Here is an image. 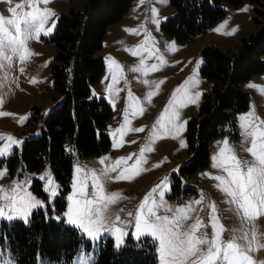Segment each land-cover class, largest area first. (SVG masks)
<instances>
[{
    "label": "rangeland",
    "instance_id": "1",
    "mask_svg": "<svg viewBox=\"0 0 264 264\" xmlns=\"http://www.w3.org/2000/svg\"><path fill=\"white\" fill-rule=\"evenodd\" d=\"M86 1L0 0V17L20 21L22 32L25 13L37 16V24L43 20L39 33L25 41L26 59L21 61L8 48L3 53L11 60L0 59V151L11 153L0 157V199L8 204L11 196H23L24 202L32 205L27 222H0V249L5 260L12 258L9 264L18 262L2 240L3 225L28 224L35 210L53 206L62 195L49 169L41 176L45 198L34 191L31 177L12 178L8 162L26 140L41 135L44 118L64 102L51 73L57 53L54 35L61 15L71 9L82 10ZM220 7L225 11L222 18L184 42L163 28L175 15L170 0H133L124 17L109 26L98 53L105 70L91 86L90 98H103L112 108L106 128L110 150L79 156L70 139L65 141L73 168L63 217L85 237L90 248L83 246L70 261L49 262L39 257L37 264H95L100 241L108 238L117 251L130 238H149L156 242L157 264H162L159 240L136 231L141 206L144 213L152 209L157 215H167L178 224L180 233H191L199 221L198 238L207 232L212 240L218 232L222 247L230 241L250 257V264H264V208L255 201L246 204L229 174L235 171L233 157L249 166L258 163L249 149L253 141L259 144L264 139L260 135L264 133V73L243 85L251 96L249 108L236 113L234 124L209 143L207 166L190 169L194 149L189 143V127L198 119L205 96L214 89V81L202 74L203 51L215 47L236 55L242 40L256 35L259 28L253 22L254 4L250 1L240 6L222 2ZM10 9H15V14ZM2 27L18 35L11 25L3 23ZM81 191L86 196L81 197ZM229 191L237 192L235 199ZM86 199L94 200L91 207L98 209L104 220L95 241L70 222L78 202ZM198 247L206 250L207 246ZM196 259L190 257L185 264Z\"/></svg>",
    "mask_w": 264,
    "mask_h": 264
},
{
    "label": "trees",
    "instance_id": "2",
    "mask_svg": "<svg viewBox=\"0 0 264 264\" xmlns=\"http://www.w3.org/2000/svg\"><path fill=\"white\" fill-rule=\"evenodd\" d=\"M254 4L253 22L256 35L243 39L238 54L207 47L203 54L202 74L214 81V89L206 95L198 119L189 127V143L194 149L190 169L207 166L209 143L234 124L236 113L249 108L251 96L243 85L264 73V0H170L175 15L163 24L164 30L184 42L206 30L225 14L222 2L240 6ZM133 0H87L82 10L71 9L61 15L55 31L57 53L51 73L54 88L64 102L44 118L41 135L26 140L19 153L8 162L12 178L31 177L34 191L43 190L46 169L54 173L62 195L53 206L32 213L28 224H4L2 240L8 245L18 264H37L42 257L49 262L70 261L86 246L85 237L65 222V192L69 189L73 159L65 151L70 139L79 156L100 155L110 150L111 138L106 128L112 108L103 98H90L91 86L105 70L98 54L107 29L128 12ZM263 19V20H260ZM209 99H212L211 102ZM156 242L149 238L128 239L117 251L111 238L100 241L95 264H157Z\"/></svg>",
    "mask_w": 264,
    "mask_h": 264
},
{
    "label": "snow or ice",
    "instance_id": "3",
    "mask_svg": "<svg viewBox=\"0 0 264 264\" xmlns=\"http://www.w3.org/2000/svg\"><path fill=\"white\" fill-rule=\"evenodd\" d=\"M17 7L22 6L17 5ZM10 11L15 14V9H10ZM36 20L37 16L25 13L22 21V32L20 21H4L3 17H0V59L11 60L10 56H6L3 53L5 48H8L13 55H18L21 61L26 59L28 52L25 47V41L31 38L34 33H39L43 27V20H40L39 24L36 23ZM3 23L11 25L18 35H11L7 29L2 27ZM260 135L264 136V133ZM249 151L256 157L257 165L249 166L247 161L241 162L233 157L235 171H229V174L234 177L233 183L238 189L240 198L246 204L252 205L255 201L259 207L264 208V139L259 144L253 141L252 148ZM10 154V152L0 151V157H6ZM242 168L246 169V171L242 170ZM96 187L100 186L96 185ZM13 188L15 189V186ZM229 195L235 199L237 192L229 191ZM80 196L84 197L86 193L81 191ZM99 199L102 200L103 196H100ZM93 203L94 200L92 199H86L82 204L78 202L79 206L75 210L74 217H70V222L81 228L90 241L98 239L104 223L99 210L94 211L91 207ZM31 206V204L24 202L23 196L19 199L11 196L8 204H4L3 200L0 199V222H12L16 219L27 222ZM243 206L241 205V207ZM168 211H171V209H168ZM179 211L183 212V209ZM117 220H119V217H117ZM178 227V224L170 220L167 215H157V212L152 209L144 213L143 206H141V213L137 217L135 225L137 233L148 234L159 240L162 264H185V261L190 257H197L196 260L192 261V264H216L217 261L220 264H245V262L250 264V257L239 251L238 246L234 243L229 241L223 247L221 246L220 233L217 232L216 238L212 240L207 238V232L202 233L198 238L195 235V231L201 227V222L198 221L193 226L191 233H180ZM117 231H120V229H117ZM198 245L207 246L206 250L201 249ZM198 253L199 255H197ZM4 256L3 249H0V264H9L12 258L5 260Z\"/></svg>",
    "mask_w": 264,
    "mask_h": 264
}]
</instances>
